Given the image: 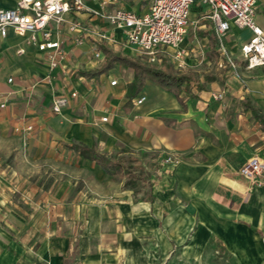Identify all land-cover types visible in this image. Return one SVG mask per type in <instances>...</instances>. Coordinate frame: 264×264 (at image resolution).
Returning a JSON list of instances; mask_svg holds the SVG:
<instances>
[{"label": "crops", "instance_id": "crops-1", "mask_svg": "<svg viewBox=\"0 0 264 264\" xmlns=\"http://www.w3.org/2000/svg\"><path fill=\"white\" fill-rule=\"evenodd\" d=\"M16 1L0 0V9ZM100 1L85 6L100 12ZM150 4L109 0L107 10L143 15ZM262 11L259 0L264 29ZM64 18L107 27L84 12ZM235 30L247 38L231 36L226 46L239 58L250 32ZM71 37L67 23L53 29L66 52L53 71L26 37H0V264H264V171L252 180L239 174L252 157L264 162V126L244 107L264 117V68L238 67V76L179 96L146 81L129 100L133 70L101 69L104 49L131 51L91 40L74 46ZM200 46L218 58L209 26L192 27L180 49L195 59ZM218 93L221 100L212 97ZM62 96L68 103L53 114ZM19 120L33 126L29 137L14 132ZM80 148L118 162L122 175H108ZM166 157L179 163L166 165ZM131 179L145 196L126 187Z\"/></svg>", "mask_w": 264, "mask_h": 264}, {"label": "built area", "instance_id": "built-area-1", "mask_svg": "<svg viewBox=\"0 0 264 264\" xmlns=\"http://www.w3.org/2000/svg\"><path fill=\"white\" fill-rule=\"evenodd\" d=\"M259 0H151L148 11L138 15L130 10H107L109 0L101 1V11L89 10L85 0H17L13 8L0 9V37L5 38L9 30L20 37H26L30 45L37 47L45 54V62L50 71L62 66L66 57L64 42L52 39L53 29L58 30L64 24L69 25L72 37L69 41L74 46H81L85 41L102 43L107 46L121 45L131 51V54L141 56L149 64H161L168 57L179 69L186 66L187 51L180 49L181 44L189 34V30L198 26H209L217 46L219 69L229 67L236 71V61L231 59L227 50V42L232 36V29L248 30L250 37L238 47L239 60L248 71L264 68V29L256 23V11ZM194 6L199 8L197 18L191 22L190 14ZM87 13L98 17L104 22L106 29L86 26L79 21H66L65 14ZM120 33L119 38L116 34ZM20 52V51H19ZM204 48H199V56L205 57ZM96 59L100 53H95ZM199 57V58H200ZM12 80L9 79V83ZM45 81L47 76L36 81L34 89ZM110 85H116L111 81ZM69 98L77 94L71 92ZM215 100L222 99V93L212 94ZM145 100L141 97L134 101L139 106ZM68 103V97L62 96L53 100L51 112L58 115ZM6 106L5 100H0V108ZM107 118H102L106 122ZM14 132L23 137H29L33 126L19 120L14 126ZM164 164H178V159L166 157ZM264 171V162L252 157L239 169V174L252 180Z\"/></svg>", "mask_w": 264, "mask_h": 264}, {"label": "trees", "instance_id": "trees-1", "mask_svg": "<svg viewBox=\"0 0 264 264\" xmlns=\"http://www.w3.org/2000/svg\"><path fill=\"white\" fill-rule=\"evenodd\" d=\"M262 14H264V11H262ZM210 44L214 47L213 40ZM104 52L106 60L101 69L103 72L111 70L116 66H122L133 70L134 79L128 89L129 100L133 99L141 91L146 81L154 82L164 90L172 92L175 96H179L182 92H188L190 88L191 80L188 77L174 75L168 69L162 71L155 70L150 66L137 63L132 59L115 54L110 50L104 49ZM244 107L249 109L252 112L253 117L264 126V117H262L256 110L247 106ZM80 151L87 159L98 163L108 175H122V169L118 162L112 161L93 149L80 148Z\"/></svg>", "mask_w": 264, "mask_h": 264}, {"label": "rangeland", "instance_id": "rangeland-1", "mask_svg": "<svg viewBox=\"0 0 264 264\" xmlns=\"http://www.w3.org/2000/svg\"><path fill=\"white\" fill-rule=\"evenodd\" d=\"M101 4V1H100ZM194 8V7H193ZM194 10V9H193ZM260 14V13H259ZM257 14V15H259ZM256 23L260 26V19L256 18ZM199 31H197L198 34ZM233 39H239L243 40L246 39L247 36L238 33L235 29H232L231 31ZM82 46V45H81ZM199 48H202L201 46L198 47V53L196 58H191V56H187L184 60L186 63V66L183 69L177 68V66L168 58L165 57L162 60L161 64H149L145 58L135 55V54H124L122 57L132 59L136 61L137 63L150 66L151 68L155 70L162 71L164 69H168L172 74L177 76H184L188 77L191 80L190 86L192 89H206L211 83L214 82H221L222 80L226 79V76H238V67L241 69H245L244 65L237 60L238 58L236 56H229L231 59H234L237 63L236 65V71L231 70L229 67H226L225 69H219L216 66V60L218 59L216 55L214 54H206L205 57L199 56ZM200 57V58H199ZM192 61V62H191ZM246 70V69H245ZM126 187H131L136 190V193L138 195H141L139 198H142L146 194V187L141 183L138 182L136 184L135 181L132 179L127 181Z\"/></svg>", "mask_w": 264, "mask_h": 264}, {"label": "bare ground", "instance_id": "bare-ground-1", "mask_svg": "<svg viewBox=\"0 0 264 264\" xmlns=\"http://www.w3.org/2000/svg\"><path fill=\"white\" fill-rule=\"evenodd\" d=\"M191 17V16H190Z\"/></svg>", "mask_w": 264, "mask_h": 264}]
</instances>
